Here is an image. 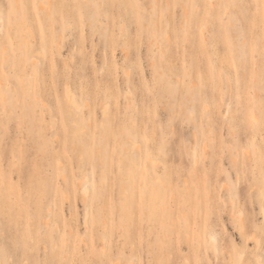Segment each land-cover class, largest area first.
Wrapping results in <instances>:
<instances>
[{"label":"rangeland","instance_id":"374dc122","mask_svg":"<svg viewBox=\"0 0 264 264\" xmlns=\"http://www.w3.org/2000/svg\"><path fill=\"white\" fill-rule=\"evenodd\" d=\"M8 3L0 264H258L264 0Z\"/></svg>","mask_w":264,"mask_h":264},{"label":"snow or ice","instance_id":"6c2138e0","mask_svg":"<svg viewBox=\"0 0 264 264\" xmlns=\"http://www.w3.org/2000/svg\"><path fill=\"white\" fill-rule=\"evenodd\" d=\"M15 7H16V5H14L12 3H8L7 5L4 6V8H0V20H2V17L4 15V11H7L9 16H11L12 9L15 8ZM260 207H261V210H262V214H264V189H262L261 195H260ZM242 215L243 214H241V216ZM258 230L261 233V239L259 241H257V243L260 244L261 249H264V221H262L259 224ZM239 231H240V239H241V241H243L245 239V236H246L245 230H244L243 227H241V228H239ZM220 235L225 237V242H226V244H228V247H229L230 251L231 250H235V249H237L239 247L237 245L235 239H231V240L229 239L226 230L221 231ZM233 235H234V233H233ZM247 239L255 241V234H253V236L247 237ZM243 246L246 247V245H243ZM186 264H191V261L186 262ZM195 264H207V262H205L203 260H200V259H197ZM217 264H218V262H217ZM258 264H264V258H261L259 260Z\"/></svg>","mask_w":264,"mask_h":264},{"label":"bare ground","instance_id":"6f19581e","mask_svg":"<svg viewBox=\"0 0 264 264\" xmlns=\"http://www.w3.org/2000/svg\"><path fill=\"white\" fill-rule=\"evenodd\" d=\"M228 112V110H227ZM195 153V152H194ZM196 156V155H195ZM85 192L88 193V187H85ZM234 200V199H233ZM217 237L215 236V234L213 233H210V241L211 243L213 244L214 248L217 250L218 247H217Z\"/></svg>","mask_w":264,"mask_h":264},{"label":"crops","instance_id":"0c3cea01","mask_svg":"<svg viewBox=\"0 0 264 264\" xmlns=\"http://www.w3.org/2000/svg\"><path fill=\"white\" fill-rule=\"evenodd\" d=\"M137 152L139 153V150H137Z\"/></svg>","mask_w":264,"mask_h":264}]
</instances>
